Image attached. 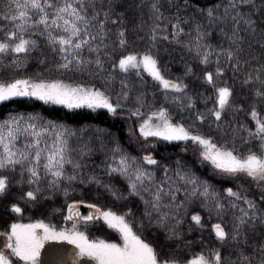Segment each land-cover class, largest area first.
Returning a JSON list of instances; mask_svg holds the SVG:
<instances>
[{
  "label": "snow or ice",
  "instance_id": "1",
  "mask_svg": "<svg viewBox=\"0 0 264 264\" xmlns=\"http://www.w3.org/2000/svg\"><path fill=\"white\" fill-rule=\"evenodd\" d=\"M17 98L127 112L129 136L183 143L193 160L170 165L155 144L134 156L106 129L9 114L0 264H41L49 241L75 246L71 264H264V0H0V104ZM65 209L71 228L19 222ZM101 227L119 239L90 238Z\"/></svg>",
  "mask_w": 264,
  "mask_h": 264
},
{
  "label": "trees",
  "instance_id": "2",
  "mask_svg": "<svg viewBox=\"0 0 264 264\" xmlns=\"http://www.w3.org/2000/svg\"><path fill=\"white\" fill-rule=\"evenodd\" d=\"M34 67V66H33ZM32 68L29 69L31 71ZM172 71L176 74L180 73L179 67H172ZM56 78V77H53ZM146 79H149V84L151 85L150 78L145 76ZM69 82V81H66ZM87 83L86 80H77L76 83ZM151 90V89H150ZM9 114H24L25 116L31 115H39L46 120H53L58 123H63L72 128H88L92 129H106L119 139V142L123 148H125L128 152H130L134 156H140L144 153V148L141 146L142 144H155L156 145V153L158 154V158H166L164 162L168 164H172L177 159H184L191 163L193 160V155L191 151L187 153H180V148L184 147L183 143L179 144V147H173L166 142L158 141L156 138H149L148 141H143L142 138L139 137L138 132L136 135L129 136V128L133 130L136 129L138 121L136 118H129L127 112H121L117 116H113L104 109L91 110L88 108H80V109H67L62 105H52L45 104L42 101L36 100L35 98H17L14 101H9L0 104V120L6 118ZM91 134V133H90ZM196 172L198 175L202 177H206L209 175L208 170L204 168L197 167ZM228 180V177L225 176H217L213 183L219 188L226 186L225 182ZM87 202H94L90 198H85ZM71 202V201H68ZM108 198L102 201V203H107ZM64 203L63 197L58 198L55 207H60ZM62 212L52 213L50 210L47 213V217L44 213L29 211L26 212L23 218L19 219L20 223L29 222L30 220L44 219L46 223H54L59 225L62 220ZM12 222L9 218L7 219V223ZM215 220L206 221V231L204 235L207 237L210 235V227L212 223H215ZM7 223L5 219H0V231H6ZM66 225H71L70 222L65 221ZM152 231V235L155 236L157 234L156 230ZM90 238H97V234L103 235L104 238L106 236H111L113 239L118 240V234L113 230L107 229L106 227H101L99 230L97 228H91L88 232ZM199 236V233L189 234L190 239H194ZM152 237L149 236V239ZM199 248L191 249L185 256V258H190L194 252H198Z\"/></svg>",
  "mask_w": 264,
  "mask_h": 264
},
{
  "label": "water",
  "instance_id": "3",
  "mask_svg": "<svg viewBox=\"0 0 264 264\" xmlns=\"http://www.w3.org/2000/svg\"><path fill=\"white\" fill-rule=\"evenodd\" d=\"M70 203V202H69ZM79 211L81 214H87L91 210L85 206H81ZM66 209L64 215H66ZM4 237H0V246L3 245ZM76 251L74 245H70L63 241H49L41 250V264H71L72 253ZM80 264H94L87 258H81Z\"/></svg>",
  "mask_w": 264,
  "mask_h": 264
},
{
  "label": "rangeland",
  "instance_id": "4",
  "mask_svg": "<svg viewBox=\"0 0 264 264\" xmlns=\"http://www.w3.org/2000/svg\"><path fill=\"white\" fill-rule=\"evenodd\" d=\"M63 216H64V210L62 212V220L60 221L59 225L55 224L57 226V229H60V228H71V225H66L65 220L63 219ZM34 221L35 220H30L29 222L27 221V222H24V223L26 224V223H30V222H34ZM52 224H54V223H52ZM97 237L98 238H103V239H106V240H115L111 236H108V235L106 236V238H104L103 235L97 234Z\"/></svg>",
  "mask_w": 264,
  "mask_h": 264
}]
</instances>
